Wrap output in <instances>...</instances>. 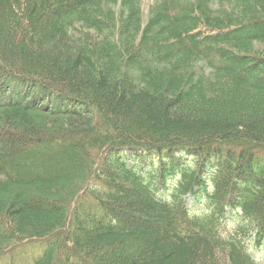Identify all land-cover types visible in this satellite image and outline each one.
Returning <instances> with one entry per match:
<instances>
[{"label": "trees", "instance_id": "obj_1", "mask_svg": "<svg viewBox=\"0 0 264 264\" xmlns=\"http://www.w3.org/2000/svg\"><path fill=\"white\" fill-rule=\"evenodd\" d=\"M256 44L264 0H0V264H264Z\"/></svg>", "mask_w": 264, "mask_h": 264}, {"label": "rangeland", "instance_id": "obj_2", "mask_svg": "<svg viewBox=\"0 0 264 264\" xmlns=\"http://www.w3.org/2000/svg\"><path fill=\"white\" fill-rule=\"evenodd\" d=\"M156 0H140V3L142 4V9H143V13H144V17H146L148 15V11L150 9V7L153 6V4L155 3ZM116 11V10H115ZM257 46L260 47H264L263 44H256ZM31 192H25L24 196H28L30 195ZM264 260V259H263Z\"/></svg>", "mask_w": 264, "mask_h": 264}]
</instances>
